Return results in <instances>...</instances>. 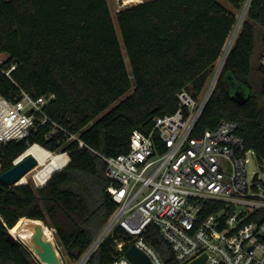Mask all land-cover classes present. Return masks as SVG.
Masks as SVG:
<instances>
[{"label":"trees","instance_id":"16d2710c","mask_svg":"<svg viewBox=\"0 0 264 264\" xmlns=\"http://www.w3.org/2000/svg\"><path fill=\"white\" fill-rule=\"evenodd\" d=\"M246 1L144 0L126 6L116 13L125 56L108 0H0V51L8 53L0 61V94L10 100L20 98L22 90L34 98L54 94L46 113L87 144L79 147L59 128L48 135L50 123L28 140L0 142V173L20 156L46 159L48 150L70 151V162L59 153L37 168L33 178L41 186L0 180V264H40L8 235L25 217L55 228L70 260L81 259L118 209L107 191L104 157L127 153L133 130L149 133L155 117L176 111L182 89L200 94ZM259 28L264 29V0H251L197 126L204 131L223 120L238 122L246 147L263 166L264 35H258ZM206 206L211 213L222 204ZM259 214L264 210L250 220ZM131 239L117 226L85 264H113L120 255L118 242L125 241L127 249ZM145 239L165 262L181 264L157 225L148 226Z\"/></svg>","mask_w":264,"mask_h":264},{"label":"built area","instance_id":"2783aa9c","mask_svg":"<svg viewBox=\"0 0 264 264\" xmlns=\"http://www.w3.org/2000/svg\"><path fill=\"white\" fill-rule=\"evenodd\" d=\"M250 2L239 12L205 92L195 96L182 89L176 111L155 117L149 133L133 130L127 153L104 157L110 180L107 191L118 209L76 264H85L117 226L133 236L129 246L135 243L153 264H168L145 239L150 224L159 227L181 264L203 254L205 264H264V222L257 223L260 214L250 220L253 213L264 210L262 182L255 176L248 179L247 163L255 159V152L246 147L236 121L223 120L204 131L197 126ZM5 73L9 75L10 70ZM54 97L34 98L22 90L20 98L10 100L0 94V142L28 140L33 131L50 123L53 129L48 135L59 128L68 140L86 146L77 133L58 125L46 113L45 106ZM60 153H66L70 162L69 150ZM210 201L222 206L206 213ZM124 245L125 241L118 242L120 255L113 264H132Z\"/></svg>","mask_w":264,"mask_h":264},{"label":"water","instance_id":"95a60500","mask_svg":"<svg viewBox=\"0 0 264 264\" xmlns=\"http://www.w3.org/2000/svg\"><path fill=\"white\" fill-rule=\"evenodd\" d=\"M139 2L132 1L131 5H135ZM243 98L242 95L237 96V100H243ZM37 164L38 159L33 154L26 155L25 157L20 156L14 162L13 166L0 173V180L7 185H17L24 175L36 167ZM263 222L264 215H260L257 218V223L260 225ZM15 227L19 238L11 231L12 229H10L8 231L10 240L22 242L32 252L40 264H64L65 261L53 238V235L56 233L55 228L48 227L42 219L28 217L21 219ZM125 255L132 264H153L146 252L135 243L127 248ZM205 261L206 255L203 254L189 264H205Z\"/></svg>","mask_w":264,"mask_h":264},{"label":"rangeland","instance_id":"374dc122","mask_svg":"<svg viewBox=\"0 0 264 264\" xmlns=\"http://www.w3.org/2000/svg\"><path fill=\"white\" fill-rule=\"evenodd\" d=\"M127 0H108V3H109V6H110V9L112 11V14H113V17H114V22H115V26L117 28V31H118V34H119V37L121 39V44H122V48H123V52L125 54V48H124V44L122 42V37H121V34H120V31H119V27H118V23H117V20H116V13L126 7V6H129L131 5V2H126ZM139 1H144V0H139ZM139 1H136V2H139ZM222 1V0H221ZM225 5L227 6H231L228 2L226 1H223ZM245 5V4H244ZM244 8V6H243ZM243 8L240 10V13L241 11L243 10ZM245 17V16H244ZM244 19V18H243ZM258 30V29H257ZM258 35H264V29L263 28H259L258 30ZM259 39L257 40V46H259ZM259 48V47H258ZM126 56V54H125ZM8 58V53L7 52H3V51H0V61H4ZM127 58V57H126ZM127 65H128V62H127ZM128 68L130 69L129 65H128ZM211 77H209V79L207 80L206 84H205V87L203 88V90L200 92V94H203V92H205V90L208 88L211 80H210ZM252 81L255 85H257V83L259 82V76L257 73H254L253 75V78H252ZM132 90V89H131ZM130 92V91H129ZM34 145V144H33ZM36 145H39L36 143ZM41 146V145H39ZM42 147V146H41ZM45 149V148H44ZM61 152V151H60ZM60 152H49L47 154V157H46V160H49L51 158H53V156L59 154ZM26 154L25 152L22 154V156ZM29 155V154H27ZM43 162V159L40 158V162L38 160V164L36 167H34L32 170H30L27 174L24 175V177L18 182V184L20 183H31L32 185L38 187L40 185H38L36 183V181L34 180L33 176H34V173L35 171L37 170V168H39L41 166ZM0 169H1V165H0ZM247 170H248V179L251 180L255 175H259V179L260 181L262 182L261 185L264 186V165L263 166H260L256 161L255 159H252L250 158V160L248 161L247 163ZM261 185L259 186L260 189H261ZM12 231V230H11ZM18 238H19V235L16 231H12ZM53 238L55 240V242L57 243V247L63 257V260L68 262V264H76L77 262L75 261H71L68 254L66 253V251L64 250L63 246L61 245V243L59 242V240L57 239L56 235L54 234L53 235Z\"/></svg>","mask_w":264,"mask_h":264},{"label":"bare ground","instance_id":"6f19581e","mask_svg":"<svg viewBox=\"0 0 264 264\" xmlns=\"http://www.w3.org/2000/svg\"><path fill=\"white\" fill-rule=\"evenodd\" d=\"M132 1H139V0H127L126 2H132ZM251 0H247V4L250 2ZM247 8V5H246V7H245V9ZM33 155H35V154H33ZM36 157H37V159L39 160V162H40V158H42L43 159V162L46 160V159H44L42 156H37V155H35ZM42 162V163H43ZM14 231H16V227L14 228Z\"/></svg>","mask_w":264,"mask_h":264},{"label":"crops","instance_id":"0c3cea01","mask_svg":"<svg viewBox=\"0 0 264 264\" xmlns=\"http://www.w3.org/2000/svg\"><path fill=\"white\" fill-rule=\"evenodd\" d=\"M229 8H231V6H228Z\"/></svg>","mask_w":264,"mask_h":264}]
</instances>
